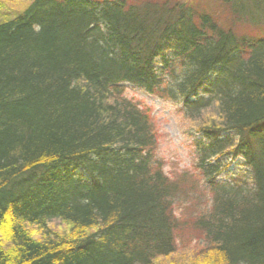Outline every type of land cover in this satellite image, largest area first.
I'll use <instances>...</instances> for the list:
<instances>
[{
	"label": "trees",
	"instance_id": "16d2710c",
	"mask_svg": "<svg viewBox=\"0 0 264 264\" xmlns=\"http://www.w3.org/2000/svg\"><path fill=\"white\" fill-rule=\"evenodd\" d=\"M223 3L264 19V0ZM235 19L33 0L0 22V264H264V35ZM124 84L182 107L193 169L165 170L153 110ZM223 156L249 184L217 182Z\"/></svg>",
	"mask_w": 264,
	"mask_h": 264
},
{
	"label": "rangeland",
	"instance_id": "374dc122",
	"mask_svg": "<svg viewBox=\"0 0 264 264\" xmlns=\"http://www.w3.org/2000/svg\"><path fill=\"white\" fill-rule=\"evenodd\" d=\"M33 0H0V22L16 17L21 14ZM195 9L206 11L212 18L221 25H228L231 19H235L230 14V10L223 0H182ZM247 10L251 9V4L246 2ZM259 14V11H258ZM257 15V13H256ZM264 16V8L260 12V16ZM261 19V18H260ZM258 25V24H257ZM257 25H248L234 21V29L238 33L260 35L258 31L264 35V19ZM125 96L131 98L141 104L150 106L153 110L155 122L161 131L162 138L158 146V152L166 164L165 170L169 172L171 169L184 170L193 169L196 160V152L192 144L197 140L198 135L191 130L192 124L187 122L183 116V109L179 104L158 99L147 94L142 89L131 84H124ZM223 166V170L217 177V182L228 184L238 181L240 184H249V172L243 159L239 156L220 157L218 159Z\"/></svg>",
	"mask_w": 264,
	"mask_h": 264
}]
</instances>
